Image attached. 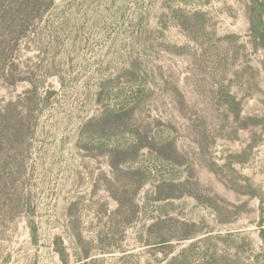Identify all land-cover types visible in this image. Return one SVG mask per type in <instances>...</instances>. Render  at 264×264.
I'll list each match as a JSON object with an SVG mask.
<instances>
[{
  "label": "rangeland",
  "instance_id": "obj_1",
  "mask_svg": "<svg viewBox=\"0 0 264 264\" xmlns=\"http://www.w3.org/2000/svg\"><path fill=\"white\" fill-rule=\"evenodd\" d=\"M259 2L53 0L0 79L25 133L0 166V264H160L158 220L230 233L240 264L262 263Z\"/></svg>",
  "mask_w": 264,
  "mask_h": 264
},
{
  "label": "trees",
  "instance_id": "obj_2",
  "mask_svg": "<svg viewBox=\"0 0 264 264\" xmlns=\"http://www.w3.org/2000/svg\"><path fill=\"white\" fill-rule=\"evenodd\" d=\"M52 3L53 0H0V79L8 80L11 84L16 82L13 73L10 72L11 66H13V63L10 64L13 60V50L20 39L26 35L32 22L41 16ZM251 4L262 10L259 0H252ZM261 25L262 12L255 15L251 10L250 26L254 32L259 31L264 49V30L261 29ZM256 27L259 30H256ZM126 113L128 114V112ZM112 117H117V114ZM23 124L24 121L14 112L3 118L0 113V166L3 169L9 160H17V153L21 152L25 141ZM6 145L13 148L15 153H7ZM165 145H169V147ZM159 150L162 154L171 153L174 155L173 152H176L172 144H162ZM111 168L114 172L118 171L117 164L112 163ZM134 172L139 173L138 170ZM134 207H136L134 203H120L117 212L133 217ZM176 224L171 237H167V234L161 232L167 230L165 227L167 221L158 220L150 226L147 241L158 240L164 245L162 251L158 253L162 256L160 264H240L239 248L233 241L232 234L193 233L192 229L196 226L195 224L184 222ZM151 231H155L157 235L152 234ZM262 237L264 239V236ZM173 242L178 246H171L174 245ZM91 257L86 255L84 260L91 261ZM261 257L263 258L261 264H264V240Z\"/></svg>",
  "mask_w": 264,
  "mask_h": 264
}]
</instances>
